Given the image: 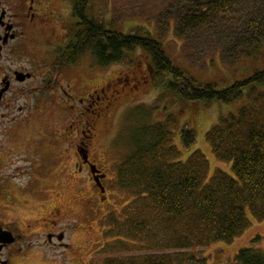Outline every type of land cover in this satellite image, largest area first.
Listing matches in <instances>:
<instances>
[{
  "label": "trees",
  "instance_id": "16d2710c",
  "mask_svg": "<svg viewBox=\"0 0 264 264\" xmlns=\"http://www.w3.org/2000/svg\"><path fill=\"white\" fill-rule=\"evenodd\" d=\"M88 1L70 0L75 25L56 61L59 67L87 53L97 65L109 67L142 50L150 58L154 85L173 100L229 103L244 93L249 98L237 114L205 134L217 161L231 164V175L217 169L208 181V161L199 149L181 160L173 145L176 117L169 113L147 122L144 107L135 109L143 120L130 135V153L116 167L117 186L132 199L120 216L106 215L105 237L112 242L104 247L109 254L104 264H205L197 250L213 242L231 243L251 224L249 217L264 222V69L223 89L200 83L140 29L124 34L89 17ZM163 9L155 18L157 31L165 35L174 17L175 35L193 63L216 52L226 64L234 63L264 41V0H170ZM179 137L182 148L196 140L188 127L179 129ZM235 262L264 264V251L254 245L242 248Z\"/></svg>",
  "mask_w": 264,
  "mask_h": 264
},
{
  "label": "rangeland",
  "instance_id": "374dc122",
  "mask_svg": "<svg viewBox=\"0 0 264 264\" xmlns=\"http://www.w3.org/2000/svg\"><path fill=\"white\" fill-rule=\"evenodd\" d=\"M169 1L89 0L87 13L89 17L100 20L106 27L116 32L129 34L140 29V34L153 37L163 44L172 63L200 83L213 82L223 89L238 80L248 78L255 71L264 69V41L258 44V47L248 49V52L234 63L226 64L219 52L210 57H201L200 62L188 61L182 51L183 41H180L174 32L175 18H171L165 35L156 29L155 18L164 11L163 8ZM50 4L53 12L59 14L64 24L53 22L51 29L35 33L38 38L36 46L41 47L42 53L45 49L43 47L45 39H51L53 42L55 40L64 46L65 44L61 43L66 36L68 40L71 38L75 25L70 0H50ZM149 60L146 53L137 50L128 53L125 60L119 64L101 67L87 53L75 63L68 77L65 79L61 77L63 85L66 86L67 81L71 84L66 89L75 97L76 102L73 103L75 106H70L74 99L68 101L62 99L61 105L56 109H50V106L47 108L44 122L48 123L51 140H55L50 141L51 150L56 155L59 153L61 155L63 151L67 159L60 168L56 167L57 171L54 172L57 175L53 180L56 193L54 203L57 207L65 208L64 216L67 218L61 224H69L68 227L75 231L74 238L78 251L88 254L85 258L78 257L77 264H104L109 256L103 252L106 243L112 242L110 237H105L106 215L113 213L120 216L132 199L131 193L127 190L122 191L117 186L116 167L124 156L130 153V135L143 118L147 122H154L165 119L169 113L173 114L178 121L173 145L180 149V159L186 161L193 151L199 149L208 161V181L217 169L232 174L230 163L218 162L214 157L205 134L223 118L237 114L240 107L247 105L249 98L246 93L229 103L173 100L169 95L162 94L154 85ZM260 88L264 89V86ZM91 92L102 99L87 105L89 100L86 97ZM76 97H81L85 103H80ZM137 107L147 109L148 112L146 110L142 112L143 118L135 111ZM83 112L87 113L82 115ZM81 116L85 117L82 119ZM87 121H90L89 135L92 137L89 140L90 152L98 167L107 174L109 183L107 200L100 206L98 212L94 209L89 216H86L85 208L87 204L88 207L91 204V194L95 193V190L86 169L77 173L74 153L79 140V129ZM182 127L190 128L196 136L195 142L187 148L181 146L179 129ZM59 129L63 130L64 136H61L63 132ZM60 170L67 172L64 180H61ZM84 199H89V203H83ZM249 219L251 224L240 236L235 237L231 243L213 242L214 244L197 250L199 258H206L205 264H238L235 262L238 250L254 245L264 251V222L253 220L251 217ZM256 237H259L258 242L252 243ZM79 245H83L84 248Z\"/></svg>",
  "mask_w": 264,
  "mask_h": 264
},
{
  "label": "flooded vegetation",
  "instance_id": "af4514ba",
  "mask_svg": "<svg viewBox=\"0 0 264 264\" xmlns=\"http://www.w3.org/2000/svg\"><path fill=\"white\" fill-rule=\"evenodd\" d=\"M53 22L64 24L50 0H0V264H77L78 257L88 255L78 251L69 224H61L67 218L65 208L54 203V172L67 159L63 151L53 154L50 141L55 140L44 119L49 106L56 109L62 99L75 98L66 89L69 81L65 86L61 79L76 64H56L69 41L67 36L61 43L64 46L45 39L43 53L36 46L35 33L51 29ZM76 99L85 103L81 97ZM86 99L89 105L102 98L91 92ZM89 122L79 129L74 150L77 173L86 169L95 190L86 216L94 209L98 212L109 195L108 176L90 152ZM92 165L97 172L91 173ZM66 173L60 170L61 180Z\"/></svg>",
  "mask_w": 264,
  "mask_h": 264
},
{
  "label": "water",
  "instance_id": "95a60500",
  "mask_svg": "<svg viewBox=\"0 0 264 264\" xmlns=\"http://www.w3.org/2000/svg\"><path fill=\"white\" fill-rule=\"evenodd\" d=\"M97 172L96 168L94 165L91 166V173ZM100 188L103 190V188L100 186Z\"/></svg>",
  "mask_w": 264,
  "mask_h": 264
}]
</instances>
